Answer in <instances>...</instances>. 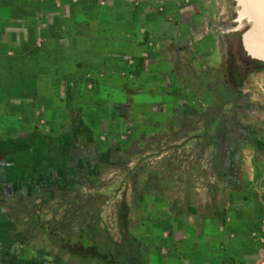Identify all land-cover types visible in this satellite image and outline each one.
Listing matches in <instances>:
<instances>
[{
  "label": "crops",
  "instance_id": "1",
  "mask_svg": "<svg viewBox=\"0 0 264 264\" xmlns=\"http://www.w3.org/2000/svg\"><path fill=\"white\" fill-rule=\"evenodd\" d=\"M188 1L0 0V140L95 147L99 164L78 174L118 173V194L138 196L111 205L123 239L94 230L125 264H264L257 82L233 87L213 13ZM233 90L254 124L233 128Z\"/></svg>",
  "mask_w": 264,
  "mask_h": 264
},
{
  "label": "rangeland",
  "instance_id": "2",
  "mask_svg": "<svg viewBox=\"0 0 264 264\" xmlns=\"http://www.w3.org/2000/svg\"><path fill=\"white\" fill-rule=\"evenodd\" d=\"M193 1L195 6L213 13L211 16L214 18L215 35L219 38L221 59H226V66L228 55L225 36L234 25L235 2ZM188 3L190 1L185 0V4ZM222 69L221 67L220 70ZM247 78L257 82L247 87L246 94L252 108L263 113L264 86L260 88L258 82L260 78L264 80V72L249 75ZM237 93L233 90L230 95L234 129L237 128L235 118L254 124L249 119L250 114H245L248 111L245 105L248 104L239 105L241 95L238 96ZM221 117L217 116L218 125L222 123ZM260 124H264V121H260ZM25 137L30 138L27 135ZM102 150L114 157L128 152L109 148ZM65 151L62 148H53L44 141L32 143L22 140L16 143L0 140V264L71 263L72 260L64 252L50 243L49 235H53L57 241H71L78 231H94L101 227L103 230L107 229V235L111 236L110 230L114 225L118 227L120 237L124 238V207H121L119 222H113L115 211L111 205L118 201L126 206L138 196L128 195L126 190L124 194H118L122 192L127 181L122 177L115 178L118 173H114V177H104L101 180L78 174L80 167L88 170L99 164L95 162V156L99 154L95 147H69L70 156ZM121 165L123 168L120 170L128 167L124 162ZM103 167L111 171L110 164L103 163ZM96 182L102 185L98 193L93 186Z\"/></svg>",
  "mask_w": 264,
  "mask_h": 264
},
{
  "label": "trees",
  "instance_id": "3",
  "mask_svg": "<svg viewBox=\"0 0 264 264\" xmlns=\"http://www.w3.org/2000/svg\"><path fill=\"white\" fill-rule=\"evenodd\" d=\"M250 62L260 63L250 59L244 52L241 44H239L238 53L235 55V63L237 71L240 75L245 76L243 67ZM236 72V71H235ZM233 77V76H232ZM231 77V79H232ZM234 85V82H232ZM235 86V85H234ZM72 240L57 241L53 235H49L50 243L55 245L62 252L78 257L94 264H125L124 261L117 260L112 252V248L108 244H102L97 240L95 231H78Z\"/></svg>",
  "mask_w": 264,
  "mask_h": 264
},
{
  "label": "water",
  "instance_id": "4",
  "mask_svg": "<svg viewBox=\"0 0 264 264\" xmlns=\"http://www.w3.org/2000/svg\"><path fill=\"white\" fill-rule=\"evenodd\" d=\"M236 17L231 32H242L241 45L246 55L264 63V0H233Z\"/></svg>",
  "mask_w": 264,
  "mask_h": 264
},
{
  "label": "flooded vegetation",
  "instance_id": "5",
  "mask_svg": "<svg viewBox=\"0 0 264 264\" xmlns=\"http://www.w3.org/2000/svg\"><path fill=\"white\" fill-rule=\"evenodd\" d=\"M241 34L242 32H231L228 31L227 32V36H225L226 38V51H227V62H228V66L230 67L229 72H230V76L232 77V82H234L233 87L234 88H239V84L242 83V81H244V79L246 77H248L249 75H252L253 73H262L264 72V63H253L250 62L249 64H246L245 67H243L244 71H245V76L242 77L240 75V70L239 69L237 71V64L235 63V55L236 53H238L239 50V44H241ZM242 46V45H241ZM243 48V47H242ZM236 71V72H235Z\"/></svg>",
  "mask_w": 264,
  "mask_h": 264
}]
</instances>
